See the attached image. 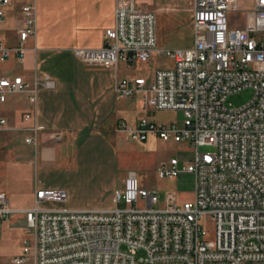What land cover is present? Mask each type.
<instances>
[{
    "label": "built area",
    "instance_id": "built-area-1",
    "mask_svg": "<svg viewBox=\"0 0 264 264\" xmlns=\"http://www.w3.org/2000/svg\"><path fill=\"white\" fill-rule=\"evenodd\" d=\"M12 0H0V31ZM247 13L243 26L232 15ZM13 41L0 35V63L25 59L36 37L34 3L20 6ZM192 43L187 48H159L156 16L136 0H115L114 24L104 32L99 49H76L87 68L116 72L165 58L169 68L151 77L121 78L114 84L117 101L140 96L144 110L179 112L181 123L148 117L133 125L121 122L117 132L128 141L154 137L163 143H187L194 149L188 163L171 158L158 168L162 180L193 179V199L178 204L168 193L156 209L155 190L141 187L129 171L115 202L126 209L72 210L45 208L65 203L57 189H36L29 209L10 207L0 193V222L23 219L20 252L11 264H264V0L241 10L239 0H191ZM54 89L49 76L27 83L21 75L0 77V105L9 94H28L32 110L24 143H36L39 90ZM251 91L246 103L227 104L232 95ZM6 121L1 119L0 125ZM212 152L199 153V147ZM141 205V206H139ZM213 226L208 238L207 225Z\"/></svg>",
    "mask_w": 264,
    "mask_h": 264
},
{
    "label": "crops",
    "instance_id": "crops-1",
    "mask_svg": "<svg viewBox=\"0 0 264 264\" xmlns=\"http://www.w3.org/2000/svg\"><path fill=\"white\" fill-rule=\"evenodd\" d=\"M26 3L35 4L36 37L29 41L24 60L11 58L0 63V77L21 75L31 83L35 77L49 76L54 81V89L37 93L38 136L32 145L24 143L27 133L22 131L30 124L23 121L24 114L32 110L28 94H9L7 101L0 105V120L6 121L5 125H0V136H14L15 140L10 138L7 145L16 152L15 160L7 162L3 171L0 170V192L7 196L8 202L25 192L33 203L35 190L41 188L33 180L35 164L56 161L62 150H76L91 142L107 143L118 133V124L133 125L142 117L153 120L154 111L143 109L140 96L116 100L114 84L117 78H127L124 70L129 66L124 62H119L117 71L113 72L87 68L74 55L76 49L103 46L104 32L114 24L115 0H12L7 21L0 31L10 42L19 26L15 17L20 6ZM124 179L119 188L110 191L114 192L113 198L122 189ZM9 205L16 210L30 208L15 202Z\"/></svg>",
    "mask_w": 264,
    "mask_h": 264
},
{
    "label": "rangeland",
    "instance_id": "rangeland-1",
    "mask_svg": "<svg viewBox=\"0 0 264 264\" xmlns=\"http://www.w3.org/2000/svg\"><path fill=\"white\" fill-rule=\"evenodd\" d=\"M145 10L156 16V38L159 48H187L191 37V0H136ZM241 10L252 9V0H239ZM234 25L241 27L247 20V13L232 15ZM170 62L165 58H156L146 64H136L124 70L126 79L151 77L158 68H169ZM114 72V71H113ZM115 77V74H114ZM252 97L251 91H244L228 98L227 104L233 107L246 103ZM156 122L181 123L179 112H159L151 114ZM18 136L22 135L18 133ZM17 136V137H18ZM14 136H0V170L7 162L15 160L14 151L8 148L9 139ZM18 139V138H16ZM199 153H210L212 148L199 147ZM66 153V154H65ZM194 156V149L187 143H163L148 139L143 143L128 141L115 133L108 142H91L82 148L71 151L62 150L56 161L33 166V180L41 188L49 187L66 192L65 203H47L45 208H89V209H126L123 202L116 203L114 191L120 186L127 172L133 171L138 176L141 187L155 190L157 194L156 209L162 208L168 193H173L178 204L193 199V179L191 175H182L178 180L158 178V168L171 158H177L180 166L188 163ZM18 158V157H17ZM16 158V159H17ZM77 165V166H76ZM98 170L96 172L95 170ZM2 193V192H0ZM17 195L9 200L23 207H32L29 194ZM141 206V205H139ZM17 218V217H16ZM10 218L0 222V264H11L26 236L23 233V219ZM208 238L213 237V226L207 225Z\"/></svg>",
    "mask_w": 264,
    "mask_h": 264
}]
</instances>
